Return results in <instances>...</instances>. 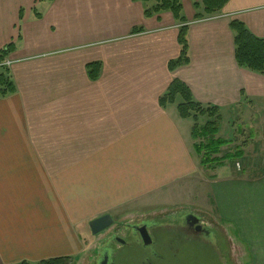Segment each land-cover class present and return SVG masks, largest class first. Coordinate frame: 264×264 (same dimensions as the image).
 <instances>
[{
  "label": "crops",
  "instance_id": "1",
  "mask_svg": "<svg viewBox=\"0 0 264 264\" xmlns=\"http://www.w3.org/2000/svg\"><path fill=\"white\" fill-rule=\"evenodd\" d=\"M180 3L186 24L170 12L145 17L153 0H0V50L15 46L6 58L15 90L0 94V264L76 258L85 222L190 197L193 206L200 181L241 264H264V166L242 153L238 170L203 168L192 120L159 104L179 81L217 108V139L243 151L264 142V75L237 65L230 27L264 39V0H228L199 20L202 0ZM184 25L188 63L170 71ZM223 123L237 136L223 138Z\"/></svg>",
  "mask_w": 264,
  "mask_h": 264
},
{
  "label": "flooded vegetation",
  "instance_id": "2",
  "mask_svg": "<svg viewBox=\"0 0 264 264\" xmlns=\"http://www.w3.org/2000/svg\"><path fill=\"white\" fill-rule=\"evenodd\" d=\"M204 218L177 209L113 221L91 264H231L225 233Z\"/></svg>",
  "mask_w": 264,
  "mask_h": 264
},
{
  "label": "trees",
  "instance_id": "3",
  "mask_svg": "<svg viewBox=\"0 0 264 264\" xmlns=\"http://www.w3.org/2000/svg\"><path fill=\"white\" fill-rule=\"evenodd\" d=\"M43 1V0H40ZM52 1V0H47ZM135 1V0H134ZM142 3H148L151 0H139ZM154 6L147 9L144 16L149 18L160 12H170L174 19L178 22L186 24L184 18L181 17L182 6L180 0H153ZM228 0H202L204 15H197L196 20L203 19L204 16H211L220 12ZM199 8L197 3H194ZM37 17L40 15L36 14ZM231 30L234 32L235 60L239 67L249 71L264 75V39H258L252 36L249 31L239 22L233 21L230 24ZM187 26L184 25L179 29L178 44L180 46V56L178 59L169 63L168 68L174 71L180 66L188 63V42L186 40ZM141 29L132 30V34L140 33ZM15 49L13 43L7 45L0 50V94L2 96L14 92L15 88L8 74V69L2 63ZM98 64L88 66L87 72L92 79L97 78ZM179 100V103H177ZM159 104L161 107L177 104L178 115L182 119H191L194 125L191 128V138L198 144L194 145L195 152L200 156L204 152L200 160V166L213 170L220 166L224 159L210 158L212 154H217L219 148L228 144L227 141L217 139L218 127L221 117L217 108L210 106H202L195 102L188 88L179 81H173L167 91L160 97ZM207 117L209 120L203 127L197 125L199 118ZM214 164V166H212ZM211 165V166H210ZM71 258H59L40 261L36 264H71ZM19 264H29L26 262Z\"/></svg>",
  "mask_w": 264,
  "mask_h": 264
},
{
  "label": "rangeland",
  "instance_id": "4",
  "mask_svg": "<svg viewBox=\"0 0 264 264\" xmlns=\"http://www.w3.org/2000/svg\"><path fill=\"white\" fill-rule=\"evenodd\" d=\"M154 4H155V2H154ZM226 117L227 116H224V118H225L224 122H226ZM189 120H191V119H189ZM201 120H200V122H199V120L197 121V125L199 127H203L205 125V123H202ZM205 120H206V118H205ZM192 122H193V120H192ZM193 125H194V122H193ZM227 128H228V125L227 124L225 125L223 123L221 126V135L223 138L229 139V137L233 138V135L237 136L236 132L231 133ZM241 128L242 127L241 126L239 127V125L235 126V129L240 130ZM247 134H248V132H244L245 137ZM230 135H232V136H230ZM230 143L233 144V143H237V142H228V144H230ZM195 144H198V142H194V145ZM228 144L221 146L219 148V150L217 151L218 153L212 154L210 158H213V159L217 158L220 160V159L226 158L228 156L231 157V158H228L226 160L224 159L225 162L223 161V164L226 165L227 167H229L231 170H238L236 165L237 164L239 166L243 165L245 159H247V161H250L251 165L253 167L261 168L264 166V142H252V144H250L249 146H246L244 148V149H246V151L241 150L240 149L241 147H239V146L238 147L234 146L235 144H233V146H228ZM243 144L245 146V143H243ZM229 151H231L232 153H229ZM242 153L246 154L245 159H244V157H241ZM203 155H204V152L200 154V156H199L200 160H201ZM212 166H214V164ZM208 174L209 173L204 171V174L201 175V178L206 180V177L208 176ZM202 182L203 181H200L198 183V184H200L199 185V189H200L199 197L193 203L194 204L193 206H189V204H192L191 203L192 200L194 201V198L190 197L188 200H186L187 198H184L183 200H181L179 202V204H173L172 202H169L170 203L169 205L167 203H165L163 205H161L162 203H160L158 206L146 205L145 207H143V206L137 207L138 206L137 205V206H131V207L124 208V209L111 210V211L107 212L106 214L109 215L113 219L114 222H118L121 220L133 219L135 217H139V216H142L144 214H148V215H155V214H159V213L165 214L169 211L175 212L177 209H181V210L183 209V210H189L190 212L195 213V214L201 216L202 218L205 217L204 219L208 220L211 224L212 223L215 224L214 220H213L212 213L210 211H207V210H210V208L207 207L208 206L207 197L203 195L204 191L202 188ZM160 206L164 207L166 210ZM106 214H104V215H106ZM88 222H85L82 226L78 227V236L80 239V246L82 249H81V253L76 258L71 259L72 260L71 264H91V259L94 258L96 250L98 249L100 244H102V242H100V240H102L104 238L105 233L92 235L90 232V228L88 226ZM230 247L232 249V245H230ZM240 253L241 252L238 250V248H233V250L230 253L229 262L231 264H241L242 257H240ZM198 264H215V263H208L207 260L202 259L198 262Z\"/></svg>",
  "mask_w": 264,
  "mask_h": 264
},
{
  "label": "water",
  "instance_id": "5",
  "mask_svg": "<svg viewBox=\"0 0 264 264\" xmlns=\"http://www.w3.org/2000/svg\"><path fill=\"white\" fill-rule=\"evenodd\" d=\"M112 224H113L112 218L109 215H103L99 218L91 220L88 223V226L90 228L91 234L97 235V234L101 233L102 231L106 230Z\"/></svg>",
  "mask_w": 264,
  "mask_h": 264
},
{
  "label": "built area",
  "instance_id": "6",
  "mask_svg": "<svg viewBox=\"0 0 264 264\" xmlns=\"http://www.w3.org/2000/svg\"><path fill=\"white\" fill-rule=\"evenodd\" d=\"M4 67H9L10 66V63L8 61L2 63Z\"/></svg>",
  "mask_w": 264,
  "mask_h": 264
}]
</instances>
